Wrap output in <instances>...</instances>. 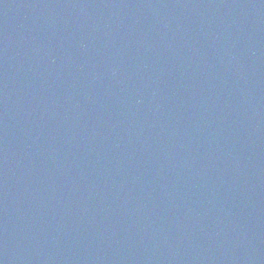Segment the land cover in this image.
I'll use <instances>...</instances> for the list:
<instances>
[{"label": "water", "instance_id": "water-1", "mask_svg": "<svg viewBox=\"0 0 264 264\" xmlns=\"http://www.w3.org/2000/svg\"><path fill=\"white\" fill-rule=\"evenodd\" d=\"M0 264H264V0H0Z\"/></svg>", "mask_w": 264, "mask_h": 264}]
</instances>
